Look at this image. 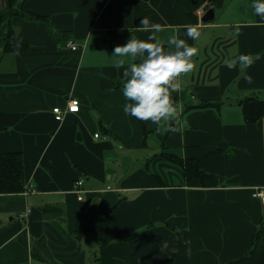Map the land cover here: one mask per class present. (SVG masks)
Returning <instances> with one entry per match:
<instances>
[{"label": "crops", "instance_id": "crops-1", "mask_svg": "<svg viewBox=\"0 0 264 264\" xmlns=\"http://www.w3.org/2000/svg\"><path fill=\"white\" fill-rule=\"evenodd\" d=\"M16 7L28 18L9 16L0 0V20L28 44L13 53L0 45V153L23 154L35 191L0 194V264H264V202L254 196L264 193V118L245 123L240 105L264 99V19L251 0ZM209 8L214 19L204 23ZM144 16L164 26L162 42L176 32L196 48L171 91L178 121L159 126L124 113L127 64L111 57L132 34L147 38ZM185 24L198 26L196 40ZM241 53L251 82L225 64ZM71 98L79 111L57 121L53 109ZM173 158L200 160L218 181L187 180ZM80 178L82 200L73 191Z\"/></svg>", "mask_w": 264, "mask_h": 264}, {"label": "clouds", "instance_id": "clouds-1", "mask_svg": "<svg viewBox=\"0 0 264 264\" xmlns=\"http://www.w3.org/2000/svg\"><path fill=\"white\" fill-rule=\"evenodd\" d=\"M251 8L255 16L264 19V0H251ZM163 27L160 23L150 22L147 16L142 17L138 28L148 33L147 38L138 39L132 34L125 44L116 45L111 54L117 67L127 64L123 68L121 88L125 99L124 113L157 126L161 122L178 121L177 105L171 91L178 86L177 78L192 69V57L196 53V48L176 32L167 37L166 43L162 42L158 34ZM182 27L183 35L192 40L201 34L197 25ZM225 64L230 69L238 66L244 79L251 82L252 77L246 71L251 64L249 54L241 53L226 59ZM166 130L177 129L168 126Z\"/></svg>", "mask_w": 264, "mask_h": 264}, {"label": "trees", "instance_id": "trees-1", "mask_svg": "<svg viewBox=\"0 0 264 264\" xmlns=\"http://www.w3.org/2000/svg\"><path fill=\"white\" fill-rule=\"evenodd\" d=\"M17 2L18 0H9L8 15L21 14L28 18L27 14L16 7ZM30 18H33V16H30ZM4 22V19L1 18L0 45L2 46V52L13 53L26 51L28 44L17 38L10 24ZM240 105L245 123L253 124L261 120V118H264V99L257 97L245 98L240 101ZM169 158L171 159V155ZM173 162H176L183 168L187 180L196 177L202 181L206 179H211L215 182L218 181L217 176L207 174L201 169L200 160L173 158ZM25 189L23 154L20 152L0 153V194H16L23 192Z\"/></svg>", "mask_w": 264, "mask_h": 264}, {"label": "built area", "instance_id": "built-area-1", "mask_svg": "<svg viewBox=\"0 0 264 264\" xmlns=\"http://www.w3.org/2000/svg\"><path fill=\"white\" fill-rule=\"evenodd\" d=\"M67 46L70 47L74 51L79 50L81 47L78 43H76L73 40H71ZM79 108H80L79 101L76 98H71L68 101V103L64 109L56 107L53 109V113L55 114V119L57 121H61L63 119L65 113H77L79 111ZM98 136H99V134L95 135V137H98ZM83 187H84V179H82V178L77 179L73 184V191L78 195L79 200L83 199V193L85 192ZM25 191L26 192H33V191H35V189L33 188V186L28 185V186H26ZM254 196L260 198L264 202V193H263V191H260V189L258 191H255Z\"/></svg>", "mask_w": 264, "mask_h": 264}, {"label": "water", "instance_id": "water-1", "mask_svg": "<svg viewBox=\"0 0 264 264\" xmlns=\"http://www.w3.org/2000/svg\"><path fill=\"white\" fill-rule=\"evenodd\" d=\"M214 19V9L213 8H209L205 13L204 15L202 16L201 18V21L204 22V23H207L211 20Z\"/></svg>", "mask_w": 264, "mask_h": 264}, {"label": "rangeland", "instance_id": "rangeland-1", "mask_svg": "<svg viewBox=\"0 0 264 264\" xmlns=\"http://www.w3.org/2000/svg\"><path fill=\"white\" fill-rule=\"evenodd\" d=\"M6 27V26H5Z\"/></svg>", "mask_w": 264, "mask_h": 264}]
</instances>
